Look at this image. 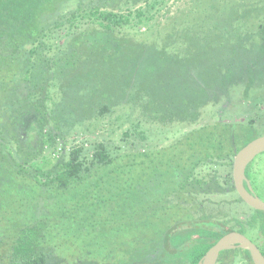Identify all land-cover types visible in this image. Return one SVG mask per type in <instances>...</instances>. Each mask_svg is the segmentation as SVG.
Here are the masks:
<instances>
[{"label": "trees", "instance_id": "1", "mask_svg": "<svg viewBox=\"0 0 264 264\" xmlns=\"http://www.w3.org/2000/svg\"><path fill=\"white\" fill-rule=\"evenodd\" d=\"M158 3L0 0V264H198L235 225L244 234L242 218L206 204L236 193L234 157L257 138L254 122L218 121L133 152L87 136L125 107L196 123L239 75L264 70V40L245 67L232 44L204 38L181 50L124 30ZM249 223L264 250V212ZM119 224L139 234L121 239ZM237 256L253 264L241 249L218 264Z\"/></svg>", "mask_w": 264, "mask_h": 264}, {"label": "rangeland", "instance_id": "2", "mask_svg": "<svg viewBox=\"0 0 264 264\" xmlns=\"http://www.w3.org/2000/svg\"><path fill=\"white\" fill-rule=\"evenodd\" d=\"M158 2L154 9L143 7L146 9V17L149 18L147 23L130 25L124 30L139 32L137 38L147 44L158 42L162 45V41L165 43L170 41L181 50L188 47L190 40L204 38L218 44H232L245 53L247 57L245 67L262 46L264 0H158ZM240 41L242 42L239 44ZM261 63L252 66V70L257 71ZM252 72L239 75L215 102L203 106L196 123L175 122L163 125L145 118L140 107H125L119 109L112 117L89 125L91 133L87 136L97 143H104L111 153L165 147L193 128L218 121L244 124L252 121L253 135L264 136V70ZM139 132L146 138L142 139ZM249 167L255 179V189L264 199V153ZM236 199L237 194L234 192L216 195L212 197L213 202L207 203L206 206L213 214L223 213L247 219L251 215L250 209ZM117 216L120 217V213ZM118 228L117 235L124 240H131L139 234L137 228L123 231L122 224H119ZM233 264L247 262L237 256Z\"/></svg>", "mask_w": 264, "mask_h": 264}, {"label": "water", "instance_id": "3", "mask_svg": "<svg viewBox=\"0 0 264 264\" xmlns=\"http://www.w3.org/2000/svg\"><path fill=\"white\" fill-rule=\"evenodd\" d=\"M264 153V136L257 137L243 147L234 157L233 183L240 198L255 210L264 212V201L249 192L244 182H247L246 169L259 155ZM242 249L248 251L253 264H264V255L260 249L245 235L233 231L224 235L202 257L198 264H217L225 251Z\"/></svg>", "mask_w": 264, "mask_h": 264}, {"label": "flooded vegetation", "instance_id": "4", "mask_svg": "<svg viewBox=\"0 0 264 264\" xmlns=\"http://www.w3.org/2000/svg\"><path fill=\"white\" fill-rule=\"evenodd\" d=\"M255 160V159H254ZM254 160H253V162H254ZM252 164V163H251ZM250 164V165H251ZM249 165V166H250ZM247 167V169H246V178H247V182L245 181L244 182V186H245V188L249 191V192H251L253 195H255V196H257V197H259L262 201H264V199L263 198H261V196L259 195V193L257 192V190L255 189V185H254V183H255V179H254V177H253V175H252V169H250V167ZM235 187V186H234ZM236 190V189H235ZM236 193H237V191H236ZM237 195H238V197L240 198V196H239V194L237 193ZM241 199V198H240ZM242 200V199H241ZM243 201V200H242ZM244 205H246L249 209H250V211H251V215L247 218V219H243V230H244V234L243 233H241V232H239L240 231V225H235V223L234 222H232V224H229V226L230 225H235V231L236 232H239V233H241V234H243V235H245L247 238H249L259 249H260V251L263 253V251L264 250H262V248H261V246L256 242V241H259V240H262L263 238L261 237V232L259 231V224H254V225H251L250 223H249V219H250V217L252 216V215H254L255 213H256V211L258 212V210H255V209H253L252 207H250L249 205H247L244 201L242 202ZM260 212H263V211H260ZM235 250H237V249H235ZM242 250V249H241ZM264 255V254H263ZM219 260H220V258H219ZM219 260H218V262H219ZM218 262H217V264H218Z\"/></svg>", "mask_w": 264, "mask_h": 264}]
</instances>
